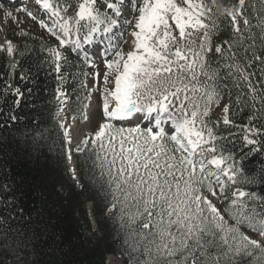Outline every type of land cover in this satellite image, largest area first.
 I'll list each match as a JSON object with an SVG mask.
<instances>
[{"label":"snow or ice","instance_id":"6c2138e0","mask_svg":"<svg viewBox=\"0 0 264 264\" xmlns=\"http://www.w3.org/2000/svg\"><path fill=\"white\" fill-rule=\"evenodd\" d=\"M35 3L37 11L22 4L14 13L0 0V11L17 25L22 12L54 38L42 64L58 82L70 55L82 61L81 71L96 69L83 73L102 101L94 133L72 147L71 98L59 84L55 115L62 118L55 123L71 179L81 192L92 187L102 195L129 264H264V164L245 167L250 155L264 159V0L230 7L218 0ZM220 33L227 38L213 47ZM0 51L19 67L11 40ZM20 79L31 77L21 72ZM4 93L15 96L14 107L24 95L9 82ZM217 108L224 128L211 119ZM238 115L247 123L237 124ZM0 116V128L19 119L11 109ZM228 126L243 133L247 155L229 146L235 134ZM16 191L11 177L0 183V264H38L28 233L15 223L24 211Z\"/></svg>","mask_w":264,"mask_h":264},{"label":"trees","instance_id":"16d2710c","mask_svg":"<svg viewBox=\"0 0 264 264\" xmlns=\"http://www.w3.org/2000/svg\"><path fill=\"white\" fill-rule=\"evenodd\" d=\"M226 38L225 33L216 35L213 47ZM54 42L25 36L18 44L15 43V61L19 64L15 70L10 67L13 57L6 51H0V111L7 115L11 109L19 117L15 124L8 121L9 127L0 128V183L5 177L16 181L18 207L24 211L22 218H17L15 223L21 231L28 233L37 253L30 258L37 260L38 264H106L108 255H119L124 264H129L128 256L122 251L123 238L115 223L106 216L102 195L92 187L81 192L67 171L59 144L62 132L54 118L59 107L55 94L59 84L71 98L73 111L67 113L73 115L75 112L80 118L89 96L83 84L87 66L84 65L81 71L82 61L69 54L70 67L65 71L62 83L58 82L56 74L47 72L42 64L44 46ZM21 72L31 79L21 80ZM5 82L23 91L18 107H14L15 96L11 93L5 95ZM28 89L32 90L31 94ZM211 119L219 121L221 128L225 127L223 117L212 115ZM3 120L4 117L0 116V123ZM235 122L244 124L247 120L238 115ZM228 127L235 134L229 138V146L238 156L241 151L247 155L243 133L233 126ZM38 131L43 138L37 140ZM73 159L74 162L80 159L75 152ZM261 164H264V159L258 153L248 156L245 167L254 171ZM80 177L90 183L89 176L80 173ZM93 222L96 228L92 227Z\"/></svg>","mask_w":264,"mask_h":264},{"label":"rangeland","instance_id":"374dc122","mask_svg":"<svg viewBox=\"0 0 264 264\" xmlns=\"http://www.w3.org/2000/svg\"><path fill=\"white\" fill-rule=\"evenodd\" d=\"M236 0H218V3H222L225 7L229 6L231 3H233ZM4 2V1H3ZM211 2V0H209ZM5 8H11V10L15 13V9L20 7L22 4H25L28 6L29 9L33 11H37L38 6L35 3V0H16L15 3L7 4L5 3ZM39 14V12H38ZM20 18L24 21L22 25H17L14 23L11 19L5 20L3 12L0 11V45H5L7 40H11L14 44H18L22 38L26 37H33V38H39L44 41H50L54 40L53 37H51L46 31L39 28V25L36 24L34 21L28 19L24 13H19ZM21 30H23L26 34H21ZM97 64H99V71L101 73L100 77V85L103 84V64L97 60ZM95 68H88L86 69V73L95 72ZM88 89V91L91 90V95H89L88 100L86 101L85 105L88 103V111L83 110L82 115L80 118H77L75 120L72 119L73 115H69L67 112L65 113L68 117V124L71 125V130L73 132L72 138V147L75 148V146L84 138V136H89L91 133L93 134L96 130L97 123L100 120V116L98 115L100 108L102 106V101L100 99L99 93L95 91L93 85L95 84V81L92 76L85 75L84 83H83ZM96 113V115H94ZM87 115L91 117V123L88 120H85L83 117ZM218 117H223L222 111L217 108L214 110V115ZM57 117V116H56ZM62 117H57L58 119H61ZM76 137V138H75ZM231 193V189H229V194ZM93 228H96L95 223L93 222ZM106 264H124V260L119 255H108L106 257Z\"/></svg>","mask_w":264,"mask_h":264},{"label":"bare ground","instance_id":"6f19581e","mask_svg":"<svg viewBox=\"0 0 264 264\" xmlns=\"http://www.w3.org/2000/svg\"><path fill=\"white\" fill-rule=\"evenodd\" d=\"M88 104H89V103H88ZM88 104H87V105H88ZM70 130H71V127H70ZM70 130H69V134H70V136L72 137L74 134H73V132L70 131ZM73 137H74V136H73ZM75 138H76V137H75Z\"/></svg>","mask_w":264,"mask_h":264}]
</instances>
